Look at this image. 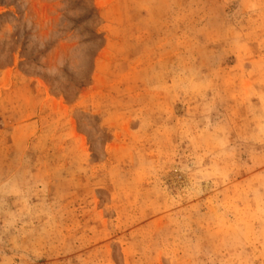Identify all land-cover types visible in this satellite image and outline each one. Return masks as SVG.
I'll list each match as a JSON object with an SVG mask.
<instances>
[{
	"label": "rangeland",
	"instance_id": "1",
	"mask_svg": "<svg viewBox=\"0 0 264 264\" xmlns=\"http://www.w3.org/2000/svg\"><path fill=\"white\" fill-rule=\"evenodd\" d=\"M0 264H264V0H0Z\"/></svg>",
	"mask_w": 264,
	"mask_h": 264
}]
</instances>
